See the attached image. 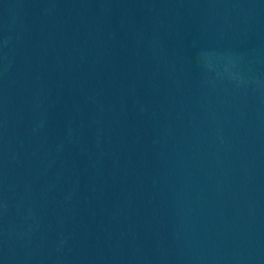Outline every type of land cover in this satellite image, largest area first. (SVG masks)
Segmentation results:
<instances>
[{"label": "water", "instance_id": "obj_1", "mask_svg": "<svg viewBox=\"0 0 264 264\" xmlns=\"http://www.w3.org/2000/svg\"><path fill=\"white\" fill-rule=\"evenodd\" d=\"M0 264H264V0H0Z\"/></svg>", "mask_w": 264, "mask_h": 264}]
</instances>
